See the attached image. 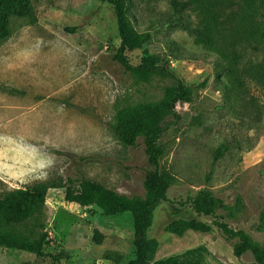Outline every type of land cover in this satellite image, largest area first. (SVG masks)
I'll return each mask as SVG.
<instances>
[{
  "label": "rangeland",
  "instance_id": "obj_1",
  "mask_svg": "<svg viewBox=\"0 0 264 264\" xmlns=\"http://www.w3.org/2000/svg\"><path fill=\"white\" fill-rule=\"evenodd\" d=\"M176 11L180 23L170 24ZM127 12L135 30L152 35L124 52L129 63L154 54L188 84L207 81L187 90L190 100L176 105L178 124L160 140L161 171L170 186L147 232L156 242L150 264H187L189 245L202 232L178 236L166 226L178 219L212 221L178 204L201 189L223 198L232 218L222 220L264 246V38L248 35L255 23L262 26L259 34L264 30V0H127ZM9 27L10 35L0 39V196L37 183L50 187L44 202L13 229L30 239L45 234L44 255L0 246V264H124L134 256L131 212L103 215L94 206L68 202L65 184L85 177L142 197V170L131 165L134 157L116 137L117 115L159 100L173 81L158 74L137 81L112 60L120 38L106 2L32 0L31 13L12 16ZM214 28L218 52L197 36ZM216 59L243 81L238 99L233 92L223 99ZM172 121L168 116L163 123ZM258 122L262 127L255 128ZM234 136L242 145L246 136L259 139L249 151L223 145L225 153L214 163L213 150ZM208 234L232 252L215 227ZM241 258L252 261L250 252Z\"/></svg>",
  "mask_w": 264,
  "mask_h": 264
},
{
  "label": "trees",
  "instance_id": "obj_2",
  "mask_svg": "<svg viewBox=\"0 0 264 264\" xmlns=\"http://www.w3.org/2000/svg\"><path fill=\"white\" fill-rule=\"evenodd\" d=\"M99 1L112 6L116 19L120 43L112 54V60L137 81L149 82L154 75L158 74L171 78L173 84L165 87L159 100L126 107L117 115L116 137L129 148L134 157L131 165L142 170L144 195L142 197L129 196L97 180L82 177L78 180L68 179V183L65 184L64 198L80 206H94L103 215L131 212L134 229V256L124 264H150L149 254L155 248L156 242L148 237L147 232L152 224L153 211L160 202L167 200V191L170 186L168 179L161 171V159L165 154V148L160 140L178 124L181 115L176 110V105L190 100L187 90L204 87L207 81L203 80L197 85L188 84L177 77L168 64H160L158 56L154 54L144 57L138 64L129 63L124 52L140 48L151 40L152 35L150 32H138L133 28L128 18L127 0ZM31 11L32 0H0V39H6L10 35L9 23L12 16H27ZM168 21L170 24L180 23L178 11ZM261 27L260 24L255 23L249 29L248 35L252 39L264 38V30L259 34ZM66 29L74 30L73 28ZM197 36L210 50L219 51L216 36H220V33L215 28L209 33L199 31ZM171 45L175 46L174 42ZM232 55L233 64H237L239 54L236 50H232ZM223 69L222 61L216 59L214 76L215 81L222 85L219 86L222 97L228 100L230 92H233L234 98L238 99L241 87L239 85H243V81L238 79L232 68L225 71ZM223 78H226V82ZM235 80H237L236 85ZM230 84L232 86H229ZM168 116L172 117L173 121L164 124L163 120ZM262 123L258 122L255 128L262 127ZM253 127V124L248 125L250 129ZM261 135L262 133L259 136ZM259 136L251 141H249V136H246L247 145H242L236 136L232 143L227 141V143L218 145L212 152L213 162L216 163L225 153L223 145L230 148L234 143L238 151H249L257 144ZM209 175L207 179H210ZM49 187L45 183H37L10 190L0 196V246L24 250L36 256L44 255L45 234L30 239L13 229L16 222L30 216L44 202ZM178 204L188 205L197 215L211 216L212 221L207 223L194 218L173 220L166 226L168 232L181 236L186 230L208 233L215 227L223 239L232 243V253L236 257L240 258L244 253L250 252L254 264H264V246L256 243L245 230L234 229L222 220L223 217L232 218L229 207L222 197L201 189L195 195L179 200Z\"/></svg>",
  "mask_w": 264,
  "mask_h": 264
},
{
  "label": "crops",
  "instance_id": "obj_3",
  "mask_svg": "<svg viewBox=\"0 0 264 264\" xmlns=\"http://www.w3.org/2000/svg\"><path fill=\"white\" fill-rule=\"evenodd\" d=\"M201 234L203 236L198 241L189 245V250L192 251L185 257L184 262L187 264H254L253 260L243 262L241 257H236L231 251H224L220 237L214 239L208 233ZM207 236L210 237L209 240L206 239Z\"/></svg>",
  "mask_w": 264,
  "mask_h": 264
}]
</instances>
